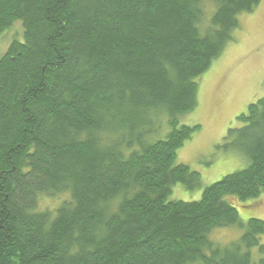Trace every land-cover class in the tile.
Wrapping results in <instances>:
<instances>
[{"label": "trees", "instance_id": "obj_1", "mask_svg": "<svg viewBox=\"0 0 264 264\" xmlns=\"http://www.w3.org/2000/svg\"><path fill=\"white\" fill-rule=\"evenodd\" d=\"M203 1L0 0V39L14 23L23 30L0 50V264H251L253 249L264 255V220L243 225L234 207L264 193V97L216 147L245 167L197 201L168 200L177 184L200 186L176 164L199 127L178 118L196 107L197 81L237 16L260 3L211 0L201 32ZM64 193L53 212L36 210L41 196ZM228 227L239 239L214 244L212 232Z\"/></svg>", "mask_w": 264, "mask_h": 264}, {"label": "rangeland", "instance_id": "obj_2", "mask_svg": "<svg viewBox=\"0 0 264 264\" xmlns=\"http://www.w3.org/2000/svg\"><path fill=\"white\" fill-rule=\"evenodd\" d=\"M202 7L203 18L199 28L204 32L214 5L211 0H204ZM237 21L238 27L233 30L231 41L197 81L196 107L178 118L179 125L199 127L192 138L178 149L176 164L186 165L198 173L200 186L188 191L177 184L172 187L169 201H197L204 188L246 165L239 153L224 154L217 151L216 147L222 144L229 129L241 126L236 118L246 112L247 106L264 97V0H260L252 12L238 15ZM22 34V26L14 23L1 36V52L13 40L22 41ZM160 137L164 138V134ZM69 199L67 193L53 197L41 196L36 210L53 212ZM234 207L243 225L249 219L264 220V193L257 200L238 203ZM240 235L239 229L228 227L212 232L210 239L216 245L226 246L237 241ZM260 243L264 245V235ZM251 254V264H259L264 260V255L256 249Z\"/></svg>", "mask_w": 264, "mask_h": 264}]
</instances>
